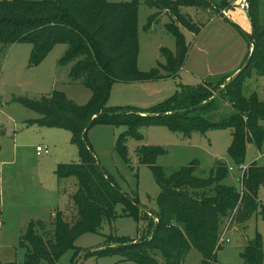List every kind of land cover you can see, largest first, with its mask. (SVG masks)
Wrapping results in <instances>:
<instances>
[{"label": "trees", "instance_id": "16d2710c", "mask_svg": "<svg viewBox=\"0 0 264 264\" xmlns=\"http://www.w3.org/2000/svg\"><path fill=\"white\" fill-rule=\"evenodd\" d=\"M146 1L158 8L171 9L179 24L195 34L201 32L202 26L184 15L181 8L213 5L210 0ZM247 1L253 27L249 35L254 43L253 57L249 66L222 90L218 98L209 101L232 75L210 77L194 87L185 86L153 108L134 110L107 107L113 84L160 78V67L167 76L183 68L189 45L178 26L167 25L177 43L175 52L162 50L167 63L150 72H142L138 67L140 0H0V44L31 43V65L39 64L55 45L67 44L60 64H72L70 77L73 82L85 85L92 92L85 105L76 104L58 90L38 99L14 98L41 115L37 121L39 125L70 130L80 153L79 162L60 164L56 170L59 180L70 177L77 180L67 209L56 211L51 225L43 220L29 224L23 236V244L28 246L23 264H57L62 254L75 248L83 233L96 232L105 220H113L119 204L124 206L127 215L140 217L138 200L121 191L95 156L87 137L94 124L129 127L116 143L117 152L126 161L129 159L128 137H139L138 129L150 124L164 125L185 134L231 128L233 140L228 153L237 165L243 163L249 141L262 144L264 127L260 121L264 119V101L256 94L244 96L243 85L253 63L258 72L264 74V23L259 20L260 0ZM228 6L225 1L217 5L220 9ZM155 18V15L151 17L150 26ZM222 108L233 112L214 120ZM136 151L140 161L151 167L161 185L160 211L155 213L157 229L144 240L112 236L106 246L93 250L88 256L115 253L131 264H184L189 252L196 249L202 254L201 264H219L216 252L226 220H230V226L244 223L258 213L264 218V206L259 197L260 190L264 189V166L258 162L247 165L239 179L242 188L237 189L224 183L230 167L222 160H217L215 173L208 178L195 175L197 162L166 178L163 168L156 164L164 148L142 145ZM157 256H161L164 263ZM242 256L245 264H264L260 235L249 241Z\"/></svg>", "mask_w": 264, "mask_h": 264}, {"label": "rangeland", "instance_id": "374dc122", "mask_svg": "<svg viewBox=\"0 0 264 264\" xmlns=\"http://www.w3.org/2000/svg\"><path fill=\"white\" fill-rule=\"evenodd\" d=\"M195 8L204 14L212 7L181 8L184 15H189L194 22L204 26L200 34L191 33L179 24L171 9L158 8L146 0H140L139 70L150 72L160 64L165 65L167 59L163 49L175 52L176 39L167 25H176L183 32L189 45V57L176 74L167 76L168 73L160 67V78L115 82L108 108L148 110L164 103L185 86L194 87L205 82L209 75L231 72L238 55L244 53L248 58L249 35L233 23L201 18L195 13ZM244 12L248 16V10ZM153 15L156 18L150 26ZM259 20L264 23V0L259 1ZM67 48V44L59 43L39 64L31 65V43L0 44V264H23L28 252V246L23 244V236L29 224L43 220L51 225L54 213L67 209L70 196L76 190V178L61 181L56 173L60 164L80 160L79 148L72 141V132L65 128L39 125L37 121L41 115L14 100L21 96L38 99L58 90L78 105L87 104L92 92L85 85L73 82L70 77L72 64H60ZM249 72L243 85L244 96L256 94L260 101H264V74L258 72L255 63ZM232 112V109L222 108L214 120H220ZM260 123L264 127V119ZM128 130L127 125L97 123L90 127L87 137L107 174L123 193L138 200L140 217L136 219L127 215L124 206L117 205L113 220H105L96 232L83 233L76 241L75 248L62 254L57 264H131L120 254H88L106 246L112 236L131 241L150 238L158 221L155 213L160 211L161 185L151 167L140 161L136 151L139 146L164 148L156 164L163 168L166 178L194 162L198 163L195 175L208 178L215 173L217 160H222L233 168L229 170L224 183L241 189L239 179L243 175V168L254 161L264 166V140L261 145L249 141L245 159L237 165L228 153L233 140L231 128L185 134L159 124L141 126L138 129L139 137H128V162L116 150L118 138ZM37 147L43 151L38 153ZM259 197L264 206V189L260 190ZM227 224L229 220L224 225ZM224 232L220 236L224 237L225 242L219 245L216 252L219 264H245L242 256L244 249L257 235L262 237L264 249V218L259 213L244 223L230 225L225 235ZM157 258L164 263L161 256ZM201 261L202 254L192 249L184 264H201Z\"/></svg>", "mask_w": 264, "mask_h": 264}, {"label": "crops", "instance_id": "0c3cea01", "mask_svg": "<svg viewBox=\"0 0 264 264\" xmlns=\"http://www.w3.org/2000/svg\"><path fill=\"white\" fill-rule=\"evenodd\" d=\"M210 1L213 4V5H211L212 10H208L207 12H205L203 14V12L200 9L195 8V13L197 15H199L201 18H203V17L210 18L209 21H212V22H215V21L219 20V22L222 21L223 23L225 22V24L233 23L234 25L239 27L241 29V31H244V33H246L247 35H251V33L253 32L252 23H251L250 19L248 18V16L246 15V13L244 12V10H246V9H244L241 6L242 0H233V1H229V0H210ZM223 1L228 3L229 6L227 8H223V9L218 8L217 5L222 3ZM191 16L193 17V14H191ZM202 32H203V30H201L200 33H202ZM210 42L212 43L211 40H210ZM196 43L197 42H195L194 45H196ZM248 51H249V53L248 52L247 53L249 55L250 52H251V47L248 48ZM190 54H191V52H190ZM246 55L247 54H244V53L238 55L237 63H233V66L231 67V72H223V73L219 72L218 74L209 75L208 77H216V76L224 77V76L232 75L235 71H237L243 65V63H244V61L246 59ZM188 57H189V55H188ZM188 57H187V60H188Z\"/></svg>", "mask_w": 264, "mask_h": 264}, {"label": "water", "instance_id": "95a60500", "mask_svg": "<svg viewBox=\"0 0 264 264\" xmlns=\"http://www.w3.org/2000/svg\"><path fill=\"white\" fill-rule=\"evenodd\" d=\"M250 44H251V52L250 55L248 56V58L246 59V61L243 63V65L241 66V68H239L229 79L228 81L224 84V86L222 87V89L220 91H218L209 101H212L216 98L219 97V95L221 94L222 90L224 88H226L231 82H233L234 80H236L238 78V76L249 66L252 57H253V51H254V43L252 42V40L250 39ZM208 101V102H209ZM101 165V164H100ZM157 229V225H155L154 229H153V234L155 233ZM135 242H130L129 244H133Z\"/></svg>", "mask_w": 264, "mask_h": 264}, {"label": "built area", "instance_id": "2783aa9c", "mask_svg": "<svg viewBox=\"0 0 264 264\" xmlns=\"http://www.w3.org/2000/svg\"><path fill=\"white\" fill-rule=\"evenodd\" d=\"M241 6H242L244 9L248 10V9H249V3H248V1H247V0H242ZM37 151H38V153H40V152L43 151V149H42L41 147H38V148H37ZM242 168H243V167H242ZM245 168H246V167L243 168V171L245 170ZM232 169H233V168L230 167V170H232ZM229 223H230V220H229ZM0 227H1V224H0ZM228 228H229V224H227V225L224 227L223 231H222V233L225 231V232H224V235H225V233H226V231H227ZM226 241H229V239H226ZM224 242H225L224 237L221 238V236H220V238H219V242H218L219 245L222 244V243H224Z\"/></svg>", "mask_w": 264, "mask_h": 264}]
</instances>
